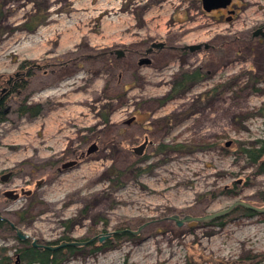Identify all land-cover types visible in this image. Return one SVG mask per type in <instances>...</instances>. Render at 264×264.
Wrapping results in <instances>:
<instances>
[{
  "label": "rangeland",
  "instance_id": "obj_1",
  "mask_svg": "<svg viewBox=\"0 0 264 264\" xmlns=\"http://www.w3.org/2000/svg\"><path fill=\"white\" fill-rule=\"evenodd\" d=\"M111 1L0 0V74L24 60L46 70L35 68L25 91L41 112L18 114L13 99L0 122V176L11 171L0 181L4 262L20 264L18 227L39 245L94 238L63 250L59 264H264V213L171 218L236 199L264 204V173L241 150L264 138V43L251 39L264 0H232L229 20L199 0ZM153 43L162 46L148 52ZM198 43L209 47L181 50ZM196 67L201 78L169 96L176 76ZM144 135L151 143L138 156ZM92 142L95 152L60 168Z\"/></svg>",
  "mask_w": 264,
  "mask_h": 264
},
{
  "label": "trees",
  "instance_id": "obj_2",
  "mask_svg": "<svg viewBox=\"0 0 264 264\" xmlns=\"http://www.w3.org/2000/svg\"><path fill=\"white\" fill-rule=\"evenodd\" d=\"M35 26L36 24L34 23L31 24L30 22H27L24 24L25 27L24 29L27 31H32ZM247 41H242L243 42L242 44L246 48L248 47V43H249ZM241 46L242 45L238 47ZM217 52H219V50H217ZM30 65H31V60H24L20 62L18 67L19 69H23ZM201 73H202V68L200 67H196V69L185 70L183 72H180L176 76V79L174 80L170 88V92H169L170 94L168 95L169 96L174 95L176 93H180L188 89L190 84L201 78ZM27 84L28 82H26L25 80L22 79L16 80L8 91L1 93L0 122L9 119L4 106L11 100L13 101V99L16 101V103H18L16 108L18 114L36 115L41 112L43 106L40 103H34L33 106L26 104L27 96L25 91L28 86ZM241 150L244 156L248 158L255 166L257 172L264 173V138L258 139L257 143L255 144L249 146H243ZM260 198L261 200H264V192H262ZM236 210H241L247 215L252 213L251 210H247L244 208H236ZM6 224H7L6 220L0 217V229L3 228V226H5ZM74 249H76V247L67 246L55 250H49L47 248H39L32 246L30 242L26 240H22L21 247L18 249V255L20 259V264H59L65 257L63 250L72 251ZM260 257L264 258V255ZM7 259L9 260L8 257L2 256L0 250V264H7L6 262H4Z\"/></svg>",
  "mask_w": 264,
  "mask_h": 264
},
{
  "label": "water",
  "instance_id": "obj_3",
  "mask_svg": "<svg viewBox=\"0 0 264 264\" xmlns=\"http://www.w3.org/2000/svg\"><path fill=\"white\" fill-rule=\"evenodd\" d=\"M232 0H201L202 2V8L205 11H211L212 9H217V8H224L227 7L228 5L231 4ZM228 20V19H227ZM259 32L261 34V36L264 37V30H262L261 28H257L255 30V33ZM201 45H203L204 48L208 47L207 43H198V44H193V45H187L184 46L185 48H188L190 51H193L195 49H199L201 47ZM162 43H153L151 48H149L147 51L149 52V50L152 49V47H161ZM122 51H117V56L122 55ZM149 59L148 58H143L141 60H139V62H148ZM15 75H17L18 73L15 72ZM134 116H131L130 118H128L127 120H125V124H129L134 120ZM151 143V141L148 139L147 136L144 137V139L142 140L141 143H139L138 145H135L132 147L133 152L140 156L144 153L146 146ZM98 149V145L95 142H92L86 149V154H90L92 152H95ZM76 160H68L65 161L64 163L61 164L60 168L62 169H68L71 168L75 165ZM11 175V171L6 172L5 174H2L0 176V181L4 182L6 181L9 176ZM39 182V181H38ZM37 182V184H38ZM30 191L26 190V191H22L21 193L23 194H28ZM3 195L7 198H13L16 199L19 197V194L14 192L12 189H8L3 191ZM242 207L244 209L247 210H251L254 213L257 214H263L264 213V204L262 205H255L252 203H249L245 200L242 199H236L234 200L231 204H229L226 208L211 212V213H207L201 216H190V215H184L183 217L179 218L177 215H172L171 218L174 219L177 223V225H181L183 222H187L188 224H196V223H205V222H209L215 218H219L222 216L227 215L228 213H230L235 207ZM146 225V223L141 224L140 226H138V228L136 230H128L131 234H137L140 232V230ZM16 234L18 236V238L20 240H24L26 238V235L24 234V232L16 227ZM122 230H118L116 232H112V233H121ZM112 233H106L104 235H101L97 238L98 242H102L104 239H106L107 237L111 236ZM94 238H89L88 240H82V241H78V240H62L60 241L58 244H54V245H49V244H44V245H39L35 242V240L32 241V246H41L42 248H47L49 250H55V249H59L62 247H67V246H72V247H77V246H81V245H85L88 244L90 242L93 241ZM18 261V256H16V260L15 262Z\"/></svg>",
  "mask_w": 264,
  "mask_h": 264
},
{
  "label": "flooded vegetation",
  "instance_id": "obj_4",
  "mask_svg": "<svg viewBox=\"0 0 264 264\" xmlns=\"http://www.w3.org/2000/svg\"><path fill=\"white\" fill-rule=\"evenodd\" d=\"M199 3H200V7L202 6V2L201 0H199ZM231 5V4H230ZM228 5L227 7H224V8H217V9H212L211 11H224V14H227L228 16H226V19L229 18L235 13V10L230 6ZM230 6V7H229ZM223 14V13H221ZM223 14V15H224ZM257 28H261L262 30H264V25H260V26H257L253 29V31L251 32V39H255L257 42H260V43H264V37L261 36V34L259 32H256L255 33V30ZM209 47V46H208ZM207 47V48H208ZM201 48V47H200ZM199 48V49H200ZM182 51H189L191 52L188 48H185L183 47L181 49ZM196 50V49H195ZM151 51V50H149ZM35 68L37 70H42V65L41 64H38L37 66L35 65H30L26 68H23V69H19V67L17 66V68L11 73V74H7V75H2L0 74V95L1 93L3 92H6L10 89V87L13 85V83L16 81V80H19V79H22V80H25L26 82H29V80L31 79L30 75L33 74ZM17 72L18 74L15 75L14 73ZM53 72V70H51V73ZM42 73L45 74L46 73V70L43 69L42 70ZM130 124V123H129ZM147 136V135H144V137ZM143 137V139H144ZM148 137V136H147ZM91 144V143H90ZM89 144V145H90ZM87 149V148H86ZM78 152L75 153V155L73 156V158H71V160H76V163L75 165L78 164L79 162V159L80 158H83V157H87L88 155L90 154H86V150L83 151V150H77ZM69 159H64L63 161L60 162V165L62 163H64L65 161H68ZM74 165V166H75ZM57 170L58 171H62V169H60L59 167H57ZM30 193V192H29ZM28 193V194H29ZM80 247V246H79ZM18 263V261L16 262Z\"/></svg>",
  "mask_w": 264,
  "mask_h": 264
},
{
  "label": "bare ground",
  "instance_id": "obj_5",
  "mask_svg": "<svg viewBox=\"0 0 264 264\" xmlns=\"http://www.w3.org/2000/svg\"><path fill=\"white\" fill-rule=\"evenodd\" d=\"M107 3H109V4H111V5H114V2L113 1H111V0H106V2H105V5L107 4ZM114 7V6H113ZM61 25L62 26H64V22L62 21L61 22ZM35 39V38H37V36H33V37H31V38H29V39ZM168 187H170V185H165V187L164 188H168ZM143 245V244H142ZM127 249V248H126ZM132 248H128L127 249V251H130ZM147 254V253H146ZM168 258H169V256H167L166 258H162L161 256H157L156 257V264H160L161 262H163V261H168Z\"/></svg>",
  "mask_w": 264,
  "mask_h": 264
}]
</instances>
